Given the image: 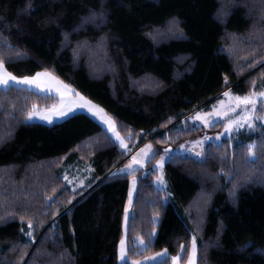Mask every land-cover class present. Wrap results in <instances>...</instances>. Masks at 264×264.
I'll return each mask as SVG.
<instances>
[{
  "label": "trees",
  "instance_id": "1",
  "mask_svg": "<svg viewBox=\"0 0 264 264\" xmlns=\"http://www.w3.org/2000/svg\"><path fill=\"white\" fill-rule=\"evenodd\" d=\"M0 58L18 76L47 69L100 104L130 148H156L145 169L120 172L127 152L90 115L29 122L32 105L57 97L0 87V264H120L133 178L131 260H184L195 235L196 264H264V155L247 156L264 144L260 122L208 142L203 157L171 156L166 188L152 167L161 149L203 135L183 119L191 111L226 88L264 91V0H0ZM76 165L92 174L73 190L64 174Z\"/></svg>",
  "mask_w": 264,
  "mask_h": 264
},
{
  "label": "snow or ice",
  "instance_id": "2",
  "mask_svg": "<svg viewBox=\"0 0 264 264\" xmlns=\"http://www.w3.org/2000/svg\"><path fill=\"white\" fill-rule=\"evenodd\" d=\"M5 43H7L5 41ZM8 48H12L13 45L10 43L7 44ZM20 53H17L19 55ZM12 84H23L28 86H34L37 89H51L55 88L57 92H59L62 96L68 95V87L67 85L63 84V81H61L58 77H56L52 72L45 69L42 72H36L33 76H23L18 77L14 75L12 72H10L7 68L6 62L3 58H0V86L8 87ZM223 96L225 98H232V102L227 104L225 106V102L221 101V108L218 110H215L211 113H200L197 112L195 116L192 117L195 121H202L204 125L207 126H213L217 121L215 119H210V117H228L230 112H235L237 108L242 109V114H239L236 119H228V122L225 126V132L221 133L220 136L224 135L225 133L231 134L233 130L239 131L240 129L247 127L249 130L254 128L255 122H261V125L264 126V115H258L257 113V105L264 104V91H260L259 93L252 91L250 94L244 95L243 97L240 96H233L230 92H224ZM83 99V98H82ZM81 107L87 108L89 111L93 113V115L97 116L99 120L106 125V127L114 134L115 141H118L119 144L127 148V144L125 143L124 138L120 135V133L116 129V123L115 121L109 117L105 111L100 108L97 105H93L90 101H85L83 104L80 105ZM71 111V108L68 109ZM67 113L64 110L63 105L57 106L53 105L50 110H45L44 112H41L37 110V106L34 104L32 105L31 110L27 112V118L32 119L34 117H40L41 119H44L51 123L53 121V118L55 116H65ZM220 136H217L216 139H219ZM132 137V134L129 133V138ZM212 137L205 136L203 140H198L193 143V147L190 149V151L193 152V154L196 157H203L205 154L203 152V144L207 140H211ZM196 145L201 146V151L197 152L195 150ZM149 150L151 149V145L146 146ZM257 148L260 149V154L264 155V144L257 145L255 142L252 144L247 145V156H248V162L252 163L254 162L257 157ZM171 150L170 149H164L165 155L169 154ZM141 152H144V149L141 150ZM147 155V153H145ZM155 153H153L152 158H154ZM132 162L136 165H142L144 163L143 160H138L136 156L132 157ZM160 169H163L164 166V157H161V159L157 162ZM127 169H131L132 171H135V168H132V165H128ZM126 169H121L120 171H124ZM155 170V169H153ZM67 179V177H65ZM158 183L163 184V174L161 176L157 177ZM135 183V180L133 181ZM235 187V186H234ZM235 193L233 192L232 195ZM129 203L131 204V194L129 196ZM23 219V218H21ZM125 222L127 223V215L125 216ZM27 227L30 229L26 233V235L30 238V240H35V237L32 234V227L33 223L31 220L28 221ZM23 231V229H21ZM139 245L143 246L144 249L148 247L147 244H145L142 237L139 238ZM181 249H183V246H181ZM128 249L126 245V240L122 239L120 241V252H119V259L121 261V264H141L140 261H130V258L127 255ZM167 254V250L164 251V253H157V256H164ZM196 256H197V243H196V237L195 235L192 236L191 240V255L188 257L187 264H196ZM147 260H155L156 257H147ZM171 260L173 264H180V257L179 256H173L171 257ZM160 264H164V261L162 260Z\"/></svg>",
  "mask_w": 264,
  "mask_h": 264
},
{
  "label": "rangeland",
  "instance_id": "3",
  "mask_svg": "<svg viewBox=\"0 0 264 264\" xmlns=\"http://www.w3.org/2000/svg\"><path fill=\"white\" fill-rule=\"evenodd\" d=\"M42 71H44V70H42ZM42 71H38V72H42ZM16 76H18V75H16ZM27 76H33V75H27ZM18 77H23V76H18ZM60 80L63 81V84L64 85L69 86L68 89H67L68 95H66V96H62L59 92H57L55 90V88H51V89H37L34 86H28V85H23V84H12V85H10V86L26 87V88L35 90L37 92H40L42 94L54 95V96L57 97V102L55 104H53V105H57V106L63 105L64 110L67 113L65 116H55L53 118V121L51 123H49L48 121H46L44 119H41L40 117H34L32 119H28L27 118V121H29V122H41V123H45V124L51 125L53 123L63 121L67 117H69V116H71V115H73V114H75L77 112H83V113H86V114L90 115L95 120H97L109 132V134L115 140L114 134L106 127V125L104 123H102L97 116L93 115V113L91 111H89L85 107H81L80 105L83 104L85 101H90L93 105H97L100 108H102L109 117H111L112 119H113V117L110 114H108L106 112V110L100 104L96 103L95 101H93L90 98H88L87 96H85L83 93H81L80 91H78L75 87H73L70 83H68V82H66V81H64L62 79H60ZM0 87H3V86H0ZM3 88H7V87H3ZM226 91L232 93L233 96H240V97H243L244 95H247V94H250L251 93V92H249L247 94H238V93H236L234 91H231L230 88H226L222 92V95L220 97H218L213 102V104L211 105L210 109H207L206 107L196 108V109H194L193 111H191L188 115H186L183 118L184 120H188L191 124H193L195 126H202L205 129V132L203 133V135L201 137H199L196 140H193V141H185L184 143L176 146L175 148H173L171 146L170 147H166L167 149H170L171 150L169 152V154H167V155H165V152H164V149H166V148L161 149L160 153H158V157L155 158L154 163H153V166H152L153 169H155L158 172L157 177H159V176H161V174H163V184L158 183L157 177L155 178V183H156V185L158 187H160V188H166V178H165V169H164V166H165V162L171 156H173L174 154H180V155H183V156H186L187 155V156H194V157H196L193 154V152L190 151V149L193 147V143L195 141L203 140L205 136L212 137L211 140H207V141L204 142V144H203V152H204V148H205L206 144L208 142H210V141L220 142L225 137L232 138V137L237 136L243 130L250 132V131H252V130L255 129L257 122L254 123V128L251 129V130H249L247 127H244L242 129H240L239 131L233 130V132L231 134L225 133L224 135L220 136L221 133H224L225 132V126H226V124L228 122V119L229 118L236 119L239 114H242V109L241 108H237L235 112H230L228 117H214V118L213 117H210V119H215L217 121L215 124H217L219 122H222L223 123V128L221 130H219L217 133H213V132H211L209 130L215 124L213 126H207V125H204L202 121H195V120L192 119V117L195 116V114L197 112H200V113L204 114V113H211V112H213L215 110L220 109L221 108V103H220L221 101H224L225 102V106L227 104L231 103L232 102V98L231 97L225 98L223 96V93L226 92ZM255 92H257V91H255ZM257 93H259V92H257ZM53 105H51L50 107H43V108L37 107V110H39L41 112H44L46 109L47 110H50ZM259 106H260V104L258 103V105H257V113L256 114H258V115H264V112L262 114L259 113ZM69 108H71V111L68 110ZM116 129H117V125H116ZM117 131H118V129H117ZM120 135L124 138L125 143L127 144L128 147L127 148H124V147H122L119 144L118 141H116V142L126 152H129V153L132 152V156L130 158H128L127 159V162L123 166H121L118 170L120 171L121 169H126V170L120 171V172H123V173H132L134 171H132L131 169H127V166L130 165V164L132 165V168H135V171L138 170V169H145L147 167L148 162L152 159L153 153L156 154V148H155L154 144L151 143L150 140H146L145 142H143L142 144H140L138 147H136V148L133 149V148H130L129 147L128 140L121 133H120ZM217 136H220V138L219 139H216ZM147 145H151V149L150 150L146 147ZM142 149H144V152H141ZM195 150L197 152L201 151V146L200 145H196ZM145 153H147V155H145ZM126 156H127V154H126ZM133 156H136V158L138 160H143L144 163L142 165H136V164H134L132 162V157ZM161 157H164V166H163V169H160L159 168V165L157 163L161 159ZM197 158H199V157H197ZM91 172H92L91 171V168L88 165H86V166L85 165H76L75 167H71V168L68 167L66 169V171H65L64 177H67V179H65V180L71 186V188L73 190H76V189L82 188V187H84V186L87 185L88 181L90 180L91 174H92ZM134 180H135V183H133ZM136 183H137V179L136 178H133L131 180V188H130V194L131 195L134 194V192H135ZM131 203H132V201H131ZM130 206H131V204L128 203V206H127V216H128V214L130 212ZM28 231H30V229L27 227V232ZM31 231H32V234H33V229H31ZM123 239L126 240V222H125V227H124V237H123ZM126 245H127V241H126ZM119 252H120V248H119ZM158 253H164V251H161V252H158ZM156 254L149 255V256H146V257H144L142 259H138V260H131L130 259V261H140L141 264H150V263H154L156 261L162 260V259H164L167 256V254L164 255V256H157ZM127 255H128V253H127ZM190 255H191V251L189 252V254L187 255V257L184 260L182 259L183 252H181L180 254L175 255V256H179L180 257V264H187V260H188V257ZM153 256L156 257L155 260L149 261V260L146 259L147 257H153ZM119 261H120V259H119ZM120 264H121V261H120ZM172 264H173V262H172Z\"/></svg>",
  "mask_w": 264,
  "mask_h": 264
},
{
  "label": "built area",
  "instance_id": "4",
  "mask_svg": "<svg viewBox=\"0 0 264 264\" xmlns=\"http://www.w3.org/2000/svg\"><path fill=\"white\" fill-rule=\"evenodd\" d=\"M132 156V152H127V156H126V159L130 158Z\"/></svg>",
  "mask_w": 264,
  "mask_h": 264
},
{
  "label": "crops",
  "instance_id": "5",
  "mask_svg": "<svg viewBox=\"0 0 264 264\" xmlns=\"http://www.w3.org/2000/svg\"><path fill=\"white\" fill-rule=\"evenodd\" d=\"M133 195H134V194L131 195V199H133ZM129 196H130V194H129ZM131 201H132V200H131ZM128 203H129V200H128V202H127V206H128Z\"/></svg>",
  "mask_w": 264,
  "mask_h": 264
}]
</instances>
